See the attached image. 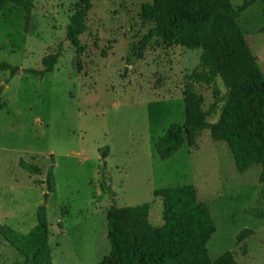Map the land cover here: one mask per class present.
<instances>
[{"label":"rangeland","instance_id":"374dc122","mask_svg":"<svg viewBox=\"0 0 264 264\" xmlns=\"http://www.w3.org/2000/svg\"><path fill=\"white\" fill-rule=\"evenodd\" d=\"M26 1L28 11L0 5V62L18 67L13 75L0 69V225L26 233L44 204L52 264H94L109 253L111 204L150 203L148 220L157 226L162 208L154 190L191 184L215 225L206 244L210 258L229 250L235 264H263L261 165L238 172L226 143L211 139L208 129L166 159L156 151L167 127L183 123L184 75L200 50L164 47L153 38L138 54L150 27L141 22V6L151 0H91L79 51L65 37L75 0ZM237 22L264 75V0L241 11ZM52 52L58 53L52 71L22 72L42 69V57ZM194 87L206 109L211 87ZM20 159L40 172L29 173ZM243 228L251 233L237 242ZM23 261L0 234V264Z\"/></svg>","mask_w":264,"mask_h":264},{"label":"trees","instance_id":"16d2710c","mask_svg":"<svg viewBox=\"0 0 264 264\" xmlns=\"http://www.w3.org/2000/svg\"><path fill=\"white\" fill-rule=\"evenodd\" d=\"M75 1L65 37L79 51L83 47L78 35L87 29L85 18L91 0ZM256 1L244 0L234 6L231 0H151L141 6V22L150 27L138 44V54L153 38L164 47L177 44L200 50L197 65L184 75L183 123H171L156 142L160 159L170 157L183 144L193 145L197 135L208 129L211 139L226 143L238 172L260 164L258 181L264 182V75L237 22L240 12ZM7 2L29 10L26 0H0V5ZM57 57V52L48 53L41 59L42 69L22 72L42 77L53 70ZM0 69H8L11 75L18 71V67L6 62H0ZM218 81L224 87L223 93ZM195 83L212 89L213 101L206 109L202 108L204 99ZM214 114L217 117L210 122L208 117ZM18 164L29 173L40 172L36 164L22 159ZM50 174L49 169L45 180L48 188ZM153 194L162 208V222L157 226L148 220L150 203L111 204L107 208L109 253L94 264H235L229 250L210 258L206 244L215 225L193 185L163 187ZM43 198L46 200L47 193ZM245 211L262 216L253 209ZM48 225L46 208L41 204L36 210V224L28 232L0 225V234L23 256L21 264H52ZM250 233L249 228H243L236 241Z\"/></svg>","mask_w":264,"mask_h":264}]
</instances>
